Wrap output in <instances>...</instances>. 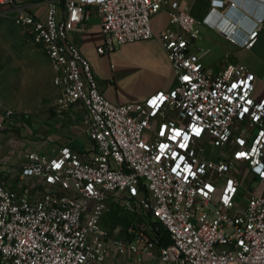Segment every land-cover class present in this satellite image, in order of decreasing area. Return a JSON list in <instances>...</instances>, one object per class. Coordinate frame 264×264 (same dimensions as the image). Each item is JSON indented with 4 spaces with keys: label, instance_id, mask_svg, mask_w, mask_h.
<instances>
[{
    "label": "built area",
    "instance_id": "built-area-1",
    "mask_svg": "<svg viewBox=\"0 0 264 264\" xmlns=\"http://www.w3.org/2000/svg\"><path fill=\"white\" fill-rule=\"evenodd\" d=\"M42 1L44 16L16 0H0L1 12L44 45L61 90L55 106L79 104L92 143L82 151L67 144L53 153L19 149L15 138L1 137L17 113L0 103V152L6 144L5 175L16 179L0 175V264H111L119 254L156 252L161 264H264V92L256 74L229 58L208 71V49L194 48L199 21L181 0H65L62 18L58 0ZM89 4L98 6L105 37L98 52L156 36L174 85L138 101L109 99L68 39ZM165 4L177 28L156 32L152 17ZM231 5L210 0L203 21L253 46L264 11L243 31L225 21ZM117 203L142 216L121 237L119 226L112 233L101 224ZM158 222L170 242H160Z\"/></svg>",
    "mask_w": 264,
    "mask_h": 264
},
{
    "label": "crops",
    "instance_id": "crops-1",
    "mask_svg": "<svg viewBox=\"0 0 264 264\" xmlns=\"http://www.w3.org/2000/svg\"><path fill=\"white\" fill-rule=\"evenodd\" d=\"M16 2L37 17L45 14L46 5L42 0H16ZM181 2L199 21L201 33L200 37L195 40L194 48L208 49V52L202 57L206 69L215 72L223 65L225 58L241 62L256 74L257 91L264 92V26L253 46H241L229 40L219 28L212 27L203 21L210 11V0H181ZM4 7V4H0V12ZM87 9L88 13L83 22L69 30L68 39L76 43L89 59L98 79L99 88L109 99L117 102L138 101L152 92L160 89L168 90L174 85L176 77L172 64L168 59L166 49L156 36L116 44L111 51L98 52L97 46L104 44L105 40L101 17L97 4H89ZM169 9L170 7L165 4L153 15L152 26L156 32L169 26L177 28V25L172 24L169 20ZM263 11L264 5L260 4L259 0H234V5L229 7L228 13H224L225 21L232 25L237 24L245 31L250 26L248 21L256 19V14ZM64 13L65 0H58V18H62ZM210 17L211 20L215 18V13ZM213 47H219L223 53L219 63L211 66L205 57L207 54H212ZM46 58L53 79L54 71L47 54ZM56 87L60 89L58 85ZM18 113L11 120L12 125L4 130L2 139L6 140L9 136V129H18L27 125L29 115ZM83 116L84 111L77 103L65 110L57 109L54 104L49 118H35L34 146L27 148L53 153L61 145L67 144L79 151L84 150L88 144L92 143V140L86 130ZM10 161L7 145L4 144L0 152V175L15 183L16 179L5 175ZM136 214V220L142 218L139 213L136 212ZM101 224L103 225L102 222ZM106 228L111 232L114 229ZM124 230L120 227L116 235L123 236L126 232ZM111 264H161V262L157 252L154 255L124 253L119 254Z\"/></svg>",
    "mask_w": 264,
    "mask_h": 264
},
{
    "label": "rangeland",
    "instance_id": "rangeland-1",
    "mask_svg": "<svg viewBox=\"0 0 264 264\" xmlns=\"http://www.w3.org/2000/svg\"><path fill=\"white\" fill-rule=\"evenodd\" d=\"M222 53V49L213 47L205 60L211 66L217 65ZM60 93L53 82L44 45L32 40L28 26L0 12V103L18 114L29 115L30 121L21 128L9 129L19 149L34 146L35 118H49ZM136 217L135 211L117 203L104 212L101 222L108 228L119 225L126 230Z\"/></svg>",
    "mask_w": 264,
    "mask_h": 264
},
{
    "label": "trees",
    "instance_id": "trees-1",
    "mask_svg": "<svg viewBox=\"0 0 264 264\" xmlns=\"http://www.w3.org/2000/svg\"><path fill=\"white\" fill-rule=\"evenodd\" d=\"M156 224V223H155ZM158 224V229H157V234L160 237V242L161 243H168L171 241L170 233L168 229L161 223Z\"/></svg>",
    "mask_w": 264,
    "mask_h": 264
},
{
    "label": "snow or ice",
    "instance_id": "snow-or-ice-1",
    "mask_svg": "<svg viewBox=\"0 0 264 264\" xmlns=\"http://www.w3.org/2000/svg\"><path fill=\"white\" fill-rule=\"evenodd\" d=\"M185 79H187V77H185Z\"/></svg>",
    "mask_w": 264,
    "mask_h": 264
}]
</instances>
